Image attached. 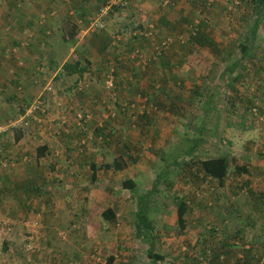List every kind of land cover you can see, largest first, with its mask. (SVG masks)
<instances>
[{
    "label": "rangeland",
    "instance_id": "obj_1",
    "mask_svg": "<svg viewBox=\"0 0 264 264\" xmlns=\"http://www.w3.org/2000/svg\"><path fill=\"white\" fill-rule=\"evenodd\" d=\"M14 1L0 0V75L29 68L28 93L37 90L43 101L30 100L25 116L1 122L19 119L29 134L1 174L25 170L38 178L42 172L49 180L44 195L31 196L28 187L16 191L18 197L7 194L15 204L29 195L30 205L12 203L17 211L8 214L0 204V264H41L34 260L39 255L44 264H152L149 244L136 236V202L164 174L167 153H179L187 165L160 180L154 198L161 264H264V12L251 57L240 61L258 1L106 0L98 14L97 1H88L92 8L80 0L86 15L67 12L71 0H60L64 13L45 1L17 0L21 21L9 10ZM65 18L80 33L71 51L58 38ZM98 22L104 30L94 33ZM198 28L213 46L193 42ZM168 39L173 44L155 59ZM67 62L87 72L63 76ZM31 67L43 69V77L32 79ZM112 72L116 88L109 91ZM80 115L90 117L80 121ZM10 136L4 144L15 147ZM43 143L50 159L36 165ZM192 147L196 162L189 159ZM120 156L129 163L123 172L100 170L92 182L91 164L111 165ZM224 156L234 157L236 167L245 162L249 173L222 187L196 178L199 162ZM129 180L136 184L133 194L124 188ZM64 186L70 187L65 194ZM179 199L186 233L178 232ZM108 208L116 221L103 218Z\"/></svg>",
    "mask_w": 264,
    "mask_h": 264
},
{
    "label": "trees",
    "instance_id": "obj_2",
    "mask_svg": "<svg viewBox=\"0 0 264 264\" xmlns=\"http://www.w3.org/2000/svg\"><path fill=\"white\" fill-rule=\"evenodd\" d=\"M31 1H34V0H31ZM44 1L46 5L47 3L49 4L52 3L54 5L52 9L56 11L57 13H63L64 10L61 8V5H64V4L62 2L60 3V0H49L50 2H47L46 0ZM85 1H87V4L90 7H92L91 3L92 4L94 3L93 1H97V3L95 4H97V7H98L97 10L99 9L98 14H100L101 12L100 10L103 9L102 7L108 4L106 0H85ZM85 1L82 2L80 0H71L70 2L69 1L67 2L66 0H64L63 2H67V4L69 5L71 3L68 9L69 11L67 10V12H70L71 10L82 9L83 13H85L86 15H89L87 9L84 8ZM88 1L91 3H88ZM257 1L259 3V4H256L257 5L256 11H257L258 16H257L255 23L251 26V29H249L245 43L240 45L242 47V54H243V57L241 58L240 61H245L246 59H250L252 50H253L252 46L254 45V43H256V39L259 34V29H260V24H261L260 21H261L263 12H264V0H257ZM9 10L10 12L15 11L16 14L21 17L20 21L22 20L23 15L21 11L18 10L17 0L10 3ZM64 15L66 14H61V16H64ZM64 20H66V18L63 19V24H62L61 29L59 30L60 35L58 36V38H59L61 45L66 47L67 50L71 51L70 45L75 44L76 39L77 40L79 39L80 33L78 32L79 29L76 26L71 25L72 23L64 24ZM198 30L199 28L196 30L197 33L194 35L193 40L195 39V41L193 42H195V44L197 45L203 46L205 43H208L210 47L213 46L211 41L205 35L204 36L206 38L203 35L199 34L200 31ZM176 42L180 44V41L178 39H176ZM17 45L24 46L23 42H17ZM2 51L5 52L6 50H2ZM58 55H59V52L57 53V56ZM65 55L68 56V54L66 53ZM237 67L239 66L237 64H234L233 69L237 70ZM86 72H87L86 70L81 68L80 63H73V62H67L63 66V69H62V75L66 77H74L76 75L83 76ZM112 76L115 78V82H116V76H114L113 73H112ZM21 111H22L21 112L22 116H25L26 110L23 108ZM84 116L86 118L88 115H84ZM254 116H257V115H254ZM202 129H204V127ZM26 136H29V134L23 128L16 129V133H15L16 142H20ZM193 143L197 147L200 146V144L198 145L199 143L198 140H194ZM193 153H194V147L191 148L190 153H189L190 162L197 161L195 160L196 158ZM46 154H48L47 146H43L38 149L39 158L45 157ZM164 155H165V157H163L164 174L159 175V177L157 178V182H156L157 184L155 183L153 187V191L148 192L146 195L141 196L136 202V209H137L136 225H135L136 236L140 239L146 240L147 244H149L148 259L152 262V264H161L166 261V258L164 256L156 253L158 237L157 235L155 236L156 227L154 226V223H152V220H151L152 218L151 214L153 213V202H154V198L156 196L157 190H158L157 188L160 184V180L163 181L166 178V176H168V174L172 171V169L180 168L181 164L187 165V161L183 159L184 157H179L180 156L179 153L177 156H175L174 153H167ZM179 158L183 160L182 161L183 163L180 162ZM234 160H235L234 157L231 158V156H224V157H218V158H211V159L199 162L198 167H199V172L201 174H196L197 175L196 178L199 179V176H201V180H203V183L204 182L208 183L209 180H211L212 182L217 183L219 187H222L225 185L227 180H233L236 177L243 176L249 173V166L245 162L243 163V165L236 167V166H233V163H232ZM128 166H129V163L125 161L122 156L115 159L111 165H103L102 167H98L97 164L93 163L90 165V168L92 170V182L93 183L97 182L98 172L100 170L108 169V170H113L119 173V172H123ZM124 188L125 190L130 191V193L133 194V191L136 189V184L132 182L131 180H129L124 183ZM181 203L182 202L180 201V199L178 200V203H176L177 208L181 206L179 209L180 211H179V217H178V226L180 227L181 230L186 231L187 230L186 220H185L186 213L183 207L184 205H181ZM102 216L108 222L116 221L115 211L111 208L106 209V211L103 212ZM112 262H113V259H112Z\"/></svg>",
    "mask_w": 264,
    "mask_h": 264
},
{
    "label": "crops",
    "instance_id": "obj_3",
    "mask_svg": "<svg viewBox=\"0 0 264 264\" xmlns=\"http://www.w3.org/2000/svg\"><path fill=\"white\" fill-rule=\"evenodd\" d=\"M36 1H40L41 2V1H44V0H36ZM63 13H64V11H63ZM14 44H16V43L14 42ZM73 50H74L73 52L75 54V51H76L75 47H73ZM76 61H79V60L77 59ZM3 65H4V63L1 64V66H3ZM24 68H25V71L22 70L23 67L19 71H12L11 73H9L8 71H4L2 74H5L6 72H8V76H5L6 77L5 79L2 78V75H0V87H1V85H4V89L0 88V94H3V93L5 94V97L0 96V120L5 117L2 121H0V126L2 125L1 122H6L7 123V121H6L7 118L12 117V116H17L19 113L22 114L21 110L23 108L25 110H27L29 108L28 107L29 106L28 102L30 100H31V102L33 101L34 103H37V102L39 103V101L40 102L43 101V95L42 94L38 95L37 90L34 89L32 94L28 93L29 89H28L27 84L30 83L28 78L31 77V76L26 75L27 72H29V68L28 69L26 67H24ZM31 68H32V72L31 73H35V78H32V79H38L39 76H42V71H44L43 69H39V67H36V68L31 67ZM5 69H6V67H5ZM41 79L42 78H39V81ZM13 84L17 85L16 89L14 88ZM24 85L26 86V89H25ZM36 95H38V96H36ZM15 133H16V129L11 131L10 133H7V134L3 135L0 138V204L5 203L4 210L5 211L8 210V214H11L10 212H12V211H14V212L17 211V208L14 207V206L17 205L18 201H19L20 205L21 204L30 205L31 203L28 201V198H30L31 196H34V195H42V194L44 195L45 191H46V189L44 188V184L47 182V180H49V178L47 177V174L46 173L44 174L42 172L40 173V177H38V178L37 177H33L32 174H29L25 170H20V173H19L18 170H16L13 173H12V171H7L6 173L1 174L2 170L6 171V169H9L11 167V165H10L11 163L8 164V162H10V158H12L11 154H13V152H16L15 149L18 150L19 147L22 146V144H23V146H25L24 141L26 140V137H28V136L24 137L20 142H16V140L14 139L13 140V144H14L15 147H9V146L4 144L6 142L5 138L7 136H8L7 138H9V135L11 134L10 139L12 140L13 137L15 136ZM43 146H47V145H45V143H43L42 146H38V148H37V155L35 156V164L36 165H38L39 163L41 164L43 162V160H45V158L50 159L49 154H46V156L43 157V158H39L38 157V149L40 147H43ZM47 148H48V152H49V147L47 146ZM6 151H8V152H6ZM5 155H6L8 160L4 159L5 157H3V156H5ZM16 155L17 154H15L14 156H16ZM21 156H24V155H21ZM2 162H3V164H2ZM4 162H7V164H8L7 167L8 168L6 167L7 164H4ZM249 169H250V167H249ZM40 171H42V170H40ZM41 178L43 179V181L39 182V180ZM59 180H61V179H59ZM25 181H27V182H25ZM2 182L5 183L3 187L1 186ZM28 183H33V184H32L31 187H29ZM35 183H37V184L34 185ZM27 187H28V194L30 195V193H32V195L30 197H28L29 195H25V196H27V198L25 200L20 197L21 199L20 198L15 199L16 204L14 202H11V198H9L7 194L12 193V194H14V196H17L16 195V191H18L19 189L22 190V191H26ZM49 190H51L53 202H55L57 204L58 203V199L55 200V198H54L55 193H53V190L51 188H49L48 191ZM69 191H70V187H65V186L63 187V193L64 194L69 192ZM47 194H50V192L47 193ZM3 195H7L6 199L2 198ZM12 203H13L14 206L12 205ZM35 203L37 204V202H35ZM89 224H91V223H89ZM103 224H104V226L106 225V223H103ZM45 226H46V224H45ZM186 226H187V223H186ZM170 227H173V224H171ZM180 230L181 229L179 227L178 232ZM181 231H183V230H181ZM186 232L187 231H185V233ZM45 234H46V232H45ZM182 235H184V234H182ZM157 236H159V233H158ZM173 240H171V243L173 242ZM5 246H7V245L5 244ZM7 247H9V246H7ZM67 249H68L67 253L69 255L74 253L75 250H76L75 248L73 249V246H72V248L69 247ZM65 254H62V255L65 256ZM54 257L55 256L52 255L51 259H53ZM11 258L12 257H7L8 260H11ZM57 258H60V256H58ZM34 260L37 261V262H41V264L45 263V261H43V258L40 255L39 256H35Z\"/></svg>",
    "mask_w": 264,
    "mask_h": 264
},
{
    "label": "built area",
    "instance_id": "obj_4",
    "mask_svg": "<svg viewBox=\"0 0 264 264\" xmlns=\"http://www.w3.org/2000/svg\"><path fill=\"white\" fill-rule=\"evenodd\" d=\"M105 12H102V17L103 16H105ZM91 29L93 30V32L94 33H96V32H100V31H102V30H104V26L101 24V23H94L93 25H92V27H91ZM195 35V34H194ZM171 44H173V41L171 40V39H168V40H166L164 43H162L157 49H156V55H157V57L155 58V59H158V58H161L162 56H163V53H164V51L171 45ZM113 73V72H112ZM110 78V77H109ZM115 84H116V82H115V78L112 76V78L111 79H109V81H107V83H106V86H107V89L109 90V91H114L115 90ZM257 112H258V110L257 109H253L252 110V113L254 114V115H257ZM27 116H30V115H28L27 114ZM84 116V115H83ZM82 115H80L79 116V118H80V121H82V120H84V118H85V116L83 117ZM90 116H87L86 118H89ZM29 119V117L26 119V123L24 124V126H25V128L28 126V124H27V120ZM18 120L19 119H15L14 121H10L9 123H8V125H6V126H3V127H0V138L3 136V135H5V134H7V133H10L11 131H13V130H15V129H17V128H23V121L21 122V121H19L18 122ZM4 164H7V162H4ZM36 226H37V224H36Z\"/></svg>",
    "mask_w": 264,
    "mask_h": 264
}]
</instances>
